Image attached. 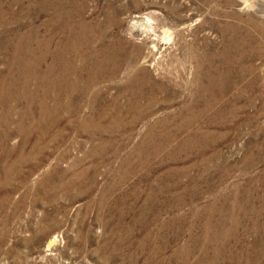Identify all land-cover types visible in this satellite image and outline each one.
Listing matches in <instances>:
<instances>
[{
    "label": "rangeland",
    "instance_id": "1",
    "mask_svg": "<svg viewBox=\"0 0 264 264\" xmlns=\"http://www.w3.org/2000/svg\"><path fill=\"white\" fill-rule=\"evenodd\" d=\"M0 264H264V0H0Z\"/></svg>",
    "mask_w": 264,
    "mask_h": 264
},
{
    "label": "bare ground",
    "instance_id": "2",
    "mask_svg": "<svg viewBox=\"0 0 264 264\" xmlns=\"http://www.w3.org/2000/svg\"><path fill=\"white\" fill-rule=\"evenodd\" d=\"M53 242L54 241H50L47 246L50 247L51 245H53Z\"/></svg>",
    "mask_w": 264,
    "mask_h": 264
}]
</instances>
